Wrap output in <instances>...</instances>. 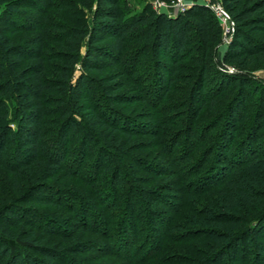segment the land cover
<instances>
[{
    "label": "trees",
    "instance_id": "trees-1",
    "mask_svg": "<svg viewBox=\"0 0 264 264\" xmlns=\"http://www.w3.org/2000/svg\"><path fill=\"white\" fill-rule=\"evenodd\" d=\"M15 1L0 0V10L5 11L4 19L0 18V21L1 23L8 21L7 24L11 26L10 34L18 33L23 28L17 23L21 17ZM34 1L35 11L39 15L43 14V17L34 21L32 27H26V29L24 27L23 31L36 30V34L31 39L21 44H15L9 39V36L0 31V170L12 176V184L9 187L10 196L8 195V200L6 199V202H2L3 204L0 205V264H86L74 257L78 254L97 251L103 257L108 255L116 257L122 264H147L150 261L171 264L168 262L171 259L167 260L169 257L161 255L164 248L163 242L166 238L168 242H172L176 236L179 237V234L184 232L192 235L194 241L203 246L200 249L202 253L196 252L192 256L195 264H229L235 260L236 252L241 248L242 241L248 242L254 232L264 235V215L249 222L248 220L242 222L241 224L245 225L244 231L230 227L234 223L235 213L251 208L254 203L262 199L259 196L258 185L260 172L256 169L260 161L255 155L251 162L246 163H242L240 160L243 152L237 155L233 154L228 158L230 146L226 147L224 141L220 142L219 139L216 142L213 166L208 167L202 174L200 172L207 159L199 161L198 165H195L191 170L189 183L193 184L189 187L190 194L185 193L179 197L184 204L191 203L190 196L195 198L215 195L216 200L210 204L203 202L194 209V212L200 213L199 217H202V220H198L199 225L195 226V229H188L187 224L190 219L197 218V215H187L181 218L182 221L186 218L187 224L177 223L171 226V219L168 216L161 218L153 210H147L146 216L141 212H136L137 199L135 195L139 194L140 199L149 200L151 198L152 201H156V198L161 199L162 195L151 196L148 191L135 190L133 184L139 178L135 177L132 171L130 173L128 170L127 180L119 178V174L125 169L122 158H124L126 148L138 134H144L142 131L134 132L127 125L138 126L143 122L131 121L124 114L112 110L111 105L110 109L103 106L100 113V110L96 111V108L92 107L89 95L85 98V101H88V107L82 112L76 105L70 106L69 104L76 89L75 86L71 87L68 83L75 66L80 64L88 72L99 71L91 63H87L94 54L98 53L97 41L93 33L97 32L99 23L107 31L103 39H112L111 47L107 48L117 58H121L126 51L125 43L127 38H131L130 31L138 27L145 28L144 40L148 42V46H145L154 49L155 53L168 59L174 68L169 71L167 84L163 87L161 84L163 78L159 73L160 70H163L161 62L152 57L147 58L150 66L157 70L152 75L154 78L151 83L152 88L156 91L155 94L160 91V93L162 92L161 97L165 98L170 91V82L174 77L173 72L177 69V63L182 60L181 58L177 59L176 55L179 56L186 50L188 36L193 34L197 37L200 45L198 47L204 59L208 58L211 48L220 43L221 33L216 24L211 21L212 13L203 6L192 5L184 13L169 16L165 13H156L151 10L150 6H147L141 15L125 20L122 17L119 2L106 0V9L98 8L93 14L94 18L88 23L83 15L90 10L91 0ZM220 4L234 23L230 51L228 50L229 52L225 55L224 63L247 68L255 60L262 59L264 43L251 40L242 29L252 26L259 19L257 16L264 13V0H220ZM47 11L63 12L68 21H72L71 23L78 27L58 22L49 26V29L56 32L45 36L43 30L48 27H42L41 22L47 20L45 17ZM76 15L80 16V19L74 20ZM126 24L129 25L124 28ZM61 36H64L67 43H63ZM71 36L77 43L85 39H87L86 43L88 40L91 41L86 54L87 59L83 61L84 65L79 57L77 45L72 46L74 42L70 40ZM46 40L57 46L58 51L53 55L45 56L43 54ZM145 51L141 49L137 52L138 57L133 59L132 72H135L136 65L141 63ZM51 62H56L58 65L53 66V72L57 76L55 80L46 78V74L50 73L47 63ZM200 75L201 80L198 87L196 86L197 90L195 89V93L191 95L190 100L193 103L203 92V86L208 81L206 68H202ZM87 81H90L87 75H81L78 79L81 88L86 86ZM232 81L242 86L246 85L244 77H237ZM67 85H69L68 94L65 95ZM107 90L110 92L109 89ZM104 91L106 92V89ZM51 92L65 95L69 103L63 101L61 97L57 98V102L51 100V97L47 96ZM109 98L112 99V97ZM202 100L194 114L203 108L206 101ZM49 101L62 104V108L65 107V109L61 111L60 107L46 108L50 104ZM50 116H59L64 120L50 122L48 120ZM160 122L155 120V124L152 123L155 130L152 135L156 138H159L162 127H168V124L165 123L162 126ZM52 123L56 126L53 133L46 128ZM173 123V121L170 122L169 126ZM145 124L147 125V123H143L142 127ZM185 125L187 126V123ZM73 129H79V133H81L79 148L83 153V148L94 145L95 161L92 169H94L93 171L97 170V174L93 177L90 176L92 170L88 171L86 168L87 171L84 170L80 166L81 164L75 168L71 167L68 171L72 170L71 173L75 177L87 182L90 187L97 188V190H100L99 182L102 181L105 173H111L110 182H107L108 192L103 186L101 187L103 188L101 189L102 193H99L100 195L97 197L101 203V209L98 212L91 210L90 204L81 203L79 199H70L71 202L69 200L67 202L63 199L62 194L57 199L55 193L58 191L52 189L50 185L44 184V180L47 181L49 177L53 176L66 161L67 151H63L60 147L67 138V133ZM97 133L99 134L97 135ZM50 135L53 145L50 150L51 157L46 151L47 143H49L46 138ZM178 138L179 135L176 138L166 136V139L171 140V146L166 148L165 153L173 157L170 159V164L178 171L184 170L185 172L189 169L187 162H189L191 154L183 148L174 155L175 150L182 144ZM230 143L232 144V141ZM249 154H252L251 150ZM243 156L244 154H242ZM141 162V169H147L149 166L157 178H166L170 173L168 168H161L162 166L149 161L146 162L147 164ZM227 164L234 166L230 173H227ZM104 165L106 166L103 167ZM121 189L124 190V194H120ZM42 192L48 193L40 198L48 206L60 208L65 201L63 204H66L69 212L74 215L81 230L95 234L99 241H83L81 238H74L75 235L65 230L62 223L24 206L35 201V197ZM105 199L109 200L106 205L101 202ZM164 204L169 206L172 202L167 200ZM76 210L79 211L75 213ZM146 217L154 223L160 220L158 222L168 229L162 240L157 241L154 238V234L158 233L157 229L154 223L145 221ZM204 223L209 228L203 226ZM216 225L227 227V230H215L217 229ZM25 228H29L27 232ZM212 237L218 238L219 241H215ZM54 238L59 242H53ZM50 239L52 241H49ZM68 240L73 242L68 244ZM149 255L152 257L149 258Z\"/></svg>",
    "mask_w": 264,
    "mask_h": 264
},
{
    "label": "rangeland",
    "instance_id": "rangeland-1",
    "mask_svg": "<svg viewBox=\"0 0 264 264\" xmlns=\"http://www.w3.org/2000/svg\"><path fill=\"white\" fill-rule=\"evenodd\" d=\"M117 1L120 4L119 7L121 14L125 20H129L133 16L141 15L147 6H150L151 10L156 13H162L153 5L156 0ZM212 1L220 3V0H210V2ZM34 2V0L15 1L21 17L17 23L23 26L20 32L10 34L11 26L7 24L8 21L7 23H1L0 21V31H3L9 36V39L15 44L24 43L36 34V30L31 31L28 29L23 31L24 27L25 29L26 27H32L34 21L39 17H43V14L39 15L37 11H35ZM106 6V0H91L90 10L83 15V18L86 22L90 23L92 18H94V12H96L98 8L106 9ZM1 8H4V6H1ZM207 9L213 14H211L212 16L210 15L211 21L216 24L217 28L220 30V43L213 46L207 56L208 58L204 59L198 47L200 45L197 37L190 34L188 36L186 50H184L179 56L176 55L177 59L181 58L182 60L177 63V69L173 72L174 77L170 82V91L166 94L165 98L161 97L162 92L160 93L159 91L155 94L156 91L152 88L153 86L151 83L154 79L152 75L154 71L156 72L157 70L150 66L147 58L152 57L161 62L163 70H160L159 73L163 78V82L161 83L163 84V87L167 84L169 71H172L174 68L168 59L155 53L153 51L154 49L145 46L148 44V42L144 40L146 32L145 28L138 27L135 30L130 31L129 35L131 38H127L125 43L126 51L121 58H117L115 55L111 54L112 51L108 49L111 47L112 39H103L107 31L102 28L100 23L97 32L93 33L96 37V45L98 46L96 48L98 53L94 54L89 62L87 61V63H91L93 67L98 68L99 71L88 72L85 71V68H82L80 64L75 66L70 76V81L68 82L71 87H76L74 97L73 99L71 98L70 103L65 96L66 93L68 94L67 91L69 85L66 86L64 96L58 92L48 93L47 96L49 95L51 100L56 102L58 100L57 98L61 97V99L63 98V101H67L70 106L73 104L76 105L78 110L82 112V110L88 107V101H85V98L89 95L92 107H95L96 111L100 110V113L102 112L101 110H103V106L109 108L111 105L113 108H111L112 110L124 114V116L131 121L136 120L147 123V125L145 124L143 127V123L138 126L134 124L127 125L134 132L137 130L138 132L142 131L144 134H138L126 148L124 158H122V164L125 169L121 171L119 178L127 180L129 174L128 170L130 173L132 171L134 172L135 177L139 178V182H133V186L136 188L135 190H142V192L148 191L151 196H154L155 194L162 195L163 197L160 196L161 199L156 198V201H152L151 198L149 200H146L145 198L140 199L139 194L135 195V198L137 199L136 212H141L146 216L147 210H153L158 213L161 218L163 216L170 217L171 226L177 223L187 224L185 222L186 218H184L183 221L181 218L184 216L186 217L187 215H197V218L190 219V222L187 224L188 229H195V226L199 225L198 220H202V217L200 218L199 216L201 214L198 212L195 213L194 209H196L197 206H200L203 202L210 204L212 201L214 202L216 200L215 195L195 198L189 195L191 203L184 204L179 197H182L185 193L190 194L189 187L193 184L189 183L191 180V170L195 165H198L197 163L199 161L202 162V160L207 159L204 168L200 172L202 174L208 167L211 165L213 166L216 154V142H218L219 139L220 142L222 140L224 141L226 147L230 146V152L227 154L228 158L233 154L237 155L243 152L242 154H244V156L242 157L241 154L240 160L242 163H246L251 162L255 155L260 161L256 166V169L260 172L258 185L260 188L259 196H261L262 199H260L259 202L254 203L251 208L244 209L242 210L243 212L235 213L234 215L236 217L233 218L235 219L234 223L230 226L231 229L244 231L245 225L241 224L242 222L246 220L249 222L252 219L264 215V55L261 60H255L254 63L247 68L224 63V57L227 52L230 51L232 36L230 35L231 33L228 34L226 31L227 25L219 21L217 15H215L210 8ZM170 10L171 11L168 12L169 14L167 15H177V11L175 12L173 9ZM4 13L5 11L3 9L0 10V18L4 17ZM45 14L47 20L41 22L42 27H48V29L43 30L45 36H49L56 32L49 29V26H52L55 23L57 24L58 22L66 23L67 26L78 27V25L71 23L72 21L69 22L67 17L63 15V12L54 13L52 11H47ZM76 16H74V20L80 17L78 15ZM257 17L259 19H257L252 26L243 27L242 30L251 40L264 43V13ZM128 25L129 24H126L124 28L128 27ZM64 36H61V39L63 43H67ZM70 40L74 42L72 46L77 45L79 57L82 59L83 64V61L87 59L86 54L89 42L91 41L88 40V43H86L87 39H85L77 43L72 36L70 37ZM141 49L146 51L142 56L141 63L137 64L135 72H132L134 65L133 59L138 57L137 52ZM57 51V46L55 44L48 40L45 41V50L43 53L45 56L53 55V53ZM99 54L103 55L100 56ZM107 55H109V58H107ZM47 66L50 73L46 74V78L55 80L57 76L53 72V66H58L57 63H47ZM202 66L207 70L208 81L203 86V92L197 97L199 99L196 98L193 103L190 99L192 93H195L194 90L201 80L200 74L202 72ZM81 75H87L90 79V81L86 82V86L83 88L80 87V83L78 82ZM145 76L146 78H144ZM237 77H244L246 79V85L242 86L237 82L234 83L232 80ZM258 81H261V83H258ZM104 89H106V92ZM107 89H109L110 92ZM109 97H112V99ZM202 99L206 101L203 108L199 109L197 114H194L200 101H203ZM49 102L50 104L46 108L60 107L61 111L65 109V107L62 108V104L53 101ZM107 115L110 116L108 113ZM76 119L79 121L78 118ZM48 120L55 123L56 120H64V118L50 116L48 117ZM155 120L161 121L160 124L162 126H164L163 124L165 123L168 124V127L161 128L159 138L152 135L153 131H155L152 123H154ZM172 121L174 123L169 126ZM185 123H187V126ZM46 128L53 133L56 126L52 123L50 126L47 125ZM98 134L99 133H97V135ZM51 135L46 138V141L49 142H46V151L50 157V150L53 146ZM178 135V140L182 144H180L178 149L175 150L176 152L174 155L180 152L183 148L191 154L190 160L187 162V164H189V169L185 170V172L184 170L178 171L177 168L170 164V159L173 157L168 155V153H165L166 148L171 146V140L166 139V136L176 138ZM80 140L81 133H79V129H73L67 133V138L60 147L63 151H67L66 161L60 166V169L55 172V176L53 175L49 177L47 181L44 180V184L50 185L52 189L58 191V193H55L57 199L60 198L61 194L63 199L67 202L79 199L81 203L87 202L90 204L92 207L91 210L98 212V210L101 209V203L97 197L100 195L99 193H102L101 189L103 188L101 187L103 186L106 187V191L108 192V183L110 182L109 178L111 173H105L104 178L99 182L100 190H97V188L90 187L87 182L75 177L74 174L71 173L72 170L68 171L71 167L75 168L78 164H81L80 166H82L84 170H92L90 176L93 177L97 174V170L93 171L94 169H92L95 161L94 145H89L87 148H83V153L79 148ZM231 141L232 144L230 143ZM250 150L252 154H249ZM222 152L224 153V150H222ZM84 155L85 157H83ZM141 161L144 163L149 161L152 164L162 166L161 168H168L170 173L167 174L166 178H157L156 175L151 172L149 166L148 168L146 167L147 169H141ZM105 166L106 165L103 167ZM227 166V173H230L234 166L228 164ZM175 173H178L179 175H176ZM11 184L12 176L0 170V205L5 203L6 199L8 200L10 196L9 187ZM120 194H124L123 189H121ZM43 195H48V193H40L35 197V201L24 206H27V208L38 214H43L44 216L53 218L54 220H57V222L62 223L65 230H68L70 231V234L75 235L74 238H81L83 241H99L96 239L95 234L89 232L86 233L82 231L83 229L81 230L79 223L75 221L76 219L74 218V215L69 212V209L66 207L67 205L63 204L65 201H63L60 208L48 206L44 201L40 200ZM167 200L171 201L172 204L169 206L164 204ZM108 201V199H105L101 202H104L106 205ZM174 210H176V212H174ZM78 211L79 210H76L75 213ZM71 217L73 218L71 219ZM145 221L149 222L151 220L146 217ZM158 221L157 223H154L153 221L151 222L154 223L158 232L154 234V238H156L157 241H160L165 236V232L168 229H165ZM203 226L207 227L208 225L204 223ZM216 226L217 229H212L220 231L227 230V227ZM28 229L29 228H25V231L27 232ZM179 235L180 236H176L172 242H168L166 238L163 242L164 248L162 249L161 255L166 258L169 257L167 260L171 259V261H168L171 264H180L182 262L185 264H195L192 256H194L196 252L202 253L200 249L203 246L196 243L192 235H188L186 232ZM212 238L215 241H219L218 238ZM49 241L52 240L50 239ZM53 242L59 241L54 238ZM71 242L73 241H67L68 244H71ZM237 252L235 260L231 261L229 264H264V235L254 232L248 242L242 241V246ZM150 257L152 256L149 255V258ZM74 258H77L78 261L86 264H122L120 260L116 259V257L110 255L103 257L98 251L94 253L78 254ZM147 264H161V262L156 263L150 261Z\"/></svg>",
    "mask_w": 264,
    "mask_h": 264
},
{
    "label": "built area",
    "instance_id": "built-area-1",
    "mask_svg": "<svg viewBox=\"0 0 264 264\" xmlns=\"http://www.w3.org/2000/svg\"><path fill=\"white\" fill-rule=\"evenodd\" d=\"M154 7L162 13L169 14L170 9H173L177 14L184 13L192 5H199L206 8H210L211 11L217 15L219 21L227 25L228 34H232L234 31V23L222 8L221 4L218 2H210V0H156L154 2ZM230 29V31H229ZM230 34V35H231Z\"/></svg>",
    "mask_w": 264,
    "mask_h": 264
}]
</instances>
